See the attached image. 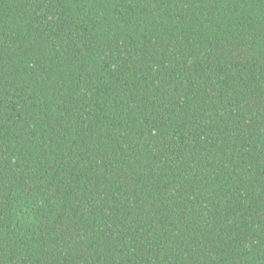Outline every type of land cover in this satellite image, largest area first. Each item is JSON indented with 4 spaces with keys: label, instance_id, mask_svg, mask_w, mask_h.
Segmentation results:
<instances>
[{
    "label": "trees",
    "instance_id": "1",
    "mask_svg": "<svg viewBox=\"0 0 264 264\" xmlns=\"http://www.w3.org/2000/svg\"><path fill=\"white\" fill-rule=\"evenodd\" d=\"M0 264H264V0H0Z\"/></svg>",
    "mask_w": 264,
    "mask_h": 264
}]
</instances>
